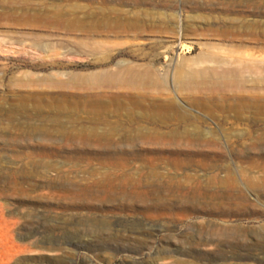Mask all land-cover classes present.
Masks as SVG:
<instances>
[{
  "label": "rangeland",
  "instance_id": "374dc122",
  "mask_svg": "<svg viewBox=\"0 0 264 264\" xmlns=\"http://www.w3.org/2000/svg\"><path fill=\"white\" fill-rule=\"evenodd\" d=\"M0 264H264V0H0Z\"/></svg>",
  "mask_w": 264,
  "mask_h": 264
},
{
  "label": "bare ground",
  "instance_id": "6f19581e",
  "mask_svg": "<svg viewBox=\"0 0 264 264\" xmlns=\"http://www.w3.org/2000/svg\"><path fill=\"white\" fill-rule=\"evenodd\" d=\"M194 77V76H193Z\"/></svg>",
  "mask_w": 264,
  "mask_h": 264
}]
</instances>
